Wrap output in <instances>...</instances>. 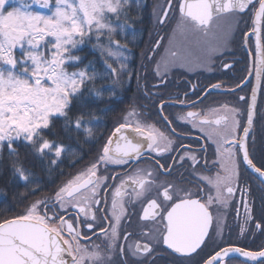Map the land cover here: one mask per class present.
Returning a JSON list of instances; mask_svg holds the SVG:
<instances>
[{"label":"snow or ice","instance_id":"obj_1","mask_svg":"<svg viewBox=\"0 0 264 264\" xmlns=\"http://www.w3.org/2000/svg\"><path fill=\"white\" fill-rule=\"evenodd\" d=\"M33 5L48 11L34 10ZM133 8L141 18L140 0H19L18 6L0 0V178L10 176L12 183L35 185L29 189V194L35 195L43 185L55 184L56 180H48L34 169L39 166L42 172L50 173L72 152L61 134L78 140L83 133L85 143L95 142L92 125L99 123V118L90 106L93 98L103 97L105 90L109 98H114L120 75L129 73L125 63L128 57L124 55L127 45L114 37L126 36L125 28L132 27L129 19ZM224 15L235 20L234 27L230 25L221 37L214 31V23ZM246 15L248 20L244 19ZM151 16L159 27H167L175 19L167 46L165 37L157 32L148 49L159 81L151 88H167L169 72L200 63V53L209 62L214 56L224 55L238 32L241 45L255 55L251 71L257 86L251 90L250 101L239 96L245 104L243 109L222 104L172 114L169 119L165 108L176 106L169 103L171 94L165 100L164 93L150 91L145 85V99L159 97L152 102L171 135L148 123L135 107L129 109L90 162L61 181L54 195L34 200L22 213L0 219V264H129L130 259L151 264L149 258L160 244L184 257L199 256L209 241L214 242V235L223 234L225 225L214 217L213 209H227L237 196L245 210L244 224H254L264 235V225L252 215L255 200L249 199L251 189L240 180L241 168L246 165L245 171L264 182V137L257 147L251 135L257 92L264 83V0H156ZM249 21L250 32L246 30ZM93 37L97 41L94 47L106 57L103 71L97 70L92 61L69 71L70 66L83 62L73 51ZM102 37L106 43L100 42ZM253 37L254 46L248 48L247 42ZM161 48L163 55L158 51ZM107 59H115L117 66ZM221 66L232 67L227 61ZM97 79L106 81L107 87L97 88ZM239 87L225 89L222 82H217L200 89L203 96L198 101H188V93H184L185 99L178 104L195 108L213 91L234 92ZM191 88L196 95V86ZM57 119L63 121L59 130ZM174 120L190 126L189 131L200 132L195 141L199 147L172 138L181 137L172 126ZM212 145L215 159L209 160L207 150ZM21 147L25 149L23 158ZM257 151L261 166L252 158ZM29 156L33 157L31 166ZM81 160L82 155L71 166ZM142 160H150L149 166L140 167ZM110 166L127 170L101 174ZM201 169L216 171L205 175ZM185 172L193 178L189 183L197 182L195 192L176 181L160 179L175 175L182 183ZM201 184L203 187H199ZM260 199L264 219V195ZM133 217H137L141 229L137 234L146 242L128 243L132 233L127 229L133 226ZM246 230L240 227L241 234ZM157 232L158 239L154 235ZM217 248L196 264H229L234 254L245 258L242 264H264V244L255 251L232 243Z\"/></svg>","mask_w":264,"mask_h":264},{"label":"flooded vegetation","instance_id":"obj_2","mask_svg":"<svg viewBox=\"0 0 264 264\" xmlns=\"http://www.w3.org/2000/svg\"><path fill=\"white\" fill-rule=\"evenodd\" d=\"M179 14L176 13V18H178ZM245 20H248V16L244 17ZM235 18L229 15L221 16L214 23V31L217 32L218 36H223L224 31L232 25L234 27ZM175 26V19L171 20L167 27H159L157 26L153 32V35L156 36L158 32L160 36L165 37L163 41L164 46H167V37L171 34V29ZM241 28L245 26L243 24L240 25ZM247 31H251V22L249 21V26L246 29ZM255 37L251 40H248L247 47L252 48L254 46ZM152 45L146 46L147 51ZM227 51L224 55L214 56L209 62L204 55V53H200L201 62L194 63L191 68H177L169 72L167 77L168 86L167 88H151V85L158 84L159 81L154 76L155 64L151 60L152 53L148 51L147 60L143 62L144 70L143 75L138 78L139 83L137 85L138 92L132 98V102L130 106L120 114L118 117L113 129L117 126L118 122H123L122 117L128 114V110L135 107L138 112L143 114V119L147 120L150 124H155L156 127L164 132L166 135H171L168 130L167 125L159 119V116L156 112V105L152 102L154 100L159 99V97L153 96L151 100L145 99L144 97V86L148 85L150 91L153 92H162L164 93V99L169 100V94H171V99L169 101L170 104H175V107H167L164 110L165 115L169 116V119H172V114H183L186 111H198L200 109L206 108L208 106L218 107L222 104H227L230 107H236L239 109H243L245 104L243 101L238 100L239 96L245 97L250 101L251 90L252 88L257 86V80L255 78L254 71H251L253 67V61L255 60V55L249 53L247 48L241 45L240 35L237 32L235 36V42H230L227 44ZM159 54L163 55V49H159ZM223 51V49H222ZM159 59V56L156 57ZM222 61H227L232 65L230 69H225L221 66ZM251 71V74H249ZM217 82H222L224 84L225 89H233L239 84L240 87L234 92H227L225 90H217L213 91L210 95L207 96L206 99L203 100V103H197L195 108L183 107L178 104L180 99H185L183 96L184 93H188L187 100L188 101H198L199 97L203 96V93L200 89H204L210 84H214ZM192 85L196 86V95L193 94ZM177 93L180 95L177 96ZM143 105L144 107H140ZM137 117H131L130 119H136ZM176 132L181 134V137H172L173 139H177L179 143L184 145H188L191 147H199L200 145L195 143L196 140L200 138V132L197 129H191L189 131L190 126L185 123H177L175 120L172 125ZM187 138H183L184 136ZM251 135L257 141V147L261 142V138L264 137V83L261 85V90L257 92V101H256V118L253 124V130ZM108 138V137H107ZM107 140V139H106ZM210 144V142H207ZM214 145L209 146L207 150V156L209 160H214L215 156L213 155ZM253 160L257 164V166H261V157L259 151H257L253 155ZM90 162V161H89ZM89 162L84 164L78 170L83 169ZM164 161L161 160V163ZM150 164V160H142L139 164L140 167H147ZM246 165L241 168V177L240 180L242 183L246 184L251 189V197L250 200H255V204L253 205L254 211L252 215L255 219L264 225V219H261V196L264 195V182H262L256 175L252 174L250 171H245ZM77 170V171H78ZM127 169L121 168L119 166H110L108 168V172L101 173L103 175H115L119 172H124ZM76 171V172H77ZM180 171H183L182 169ZM205 175H214L216 169H213L211 172H205L203 169L200 170ZM75 172V173H76ZM74 173V174H75ZM185 180L181 183L177 176H169V177H160V179H167L176 181L180 187L189 188L193 192L197 190V182L193 181L189 183V180H193L192 177L188 175V173H184ZM70 178V177H68ZM67 178V179H68ZM119 181L117 180L116 183ZM199 187H203V185H199ZM55 190L51 191L45 196L54 195ZM41 197V198H42ZM196 198V197H194ZM40 199V198H39ZM240 205V197L237 196L234 201L230 204L227 209L222 207H215L213 209L214 217L220 218V222L225 225L223 227L222 237L215 236L213 237L214 242L209 241L207 247L200 252L199 256H193L191 258L181 256L173 252L171 249H168L166 245L160 244L156 246L154 253L149 258L151 264H196V262L201 261L202 258H207V256L213 254L215 250H218L217 245L224 246L226 243H232L238 247L248 248L250 250H258L259 247L264 244V235H261L259 231L255 229L254 224L245 225V215H244V207L242 205L239 206V216L237 217L236 209L237 206ZM139 206H136V211L139 212ZM133 226L127 229L128 232H131L132 235L129 237L128 243H133L135 241L146 242L141 236L137 233L140 232V227L136 223L137 217H133ZM245 226L246 231L241 234L240 227ZM162 228V226H158ZM86 235L88 233H85ZM156 238H159V232L154 234ZM94 242L97 244H101L99 239L94 238ZM121 243H125L121 241ZM245 258L240 257L238 254H234L229 261V264H242ZM129 264H137V261L134 259L129 260ZM249 264H256V262H249Z\"/></svg>","mask_w":264,"mask_h":264},{"label":"trees","instance_id":"obj_3","mask_svg":"<svg viewBox=\"0 0 264 264\" xmlns=\"http://www.w3.org/2000/svg\"><path fill=\"white\" fill-rule=\"evenodd\" d=\"M155 1L156 0H140L139 16L141 18H137V11L133 8L129 19V23L132 27L125 28L126 36L118 34L114 37L120 40L121 44L127 45V51L124 52V55L128 57L125 63L129 69V73L120 75L119 84L115 86L116 96L114 98H109L107 90L104 91L101 99L93 98V103L90 108L95 116L99 118V123L92 125L95 134V142L85 143L83 133L79 134L78 140L68 139L61 134V138L65 139V142L72 146V152L68 154L64 162L60 163L58 167L53 166L50 173L42 172L39 166L34 169L38 174L46 176L48 180H56L55 184L47 183L43 185L42 191L37 192L35 195L29 194V189L35 187V185H25L20 181L12 183L10 176L0 178V219L22 213L29 203L55 190L61 181L66 180L71 174H74L80 167L89 162L92 157L96 155V150L106 141L118 117L130 106L132 98L138 92V78L143 75V70L145 69L143 62L147 60L146 56L148 51L146 46L152 45L155 38L152 32L153 17L151 16ZM9 4L11 6H18L19 0H9ZM38 8L37 5H33L34 10ZM44 11L47 12L48 10L46 9ZM100 42L106 43V40L102 37ZM96 43L97 41L94 37L91 40L86 39L83 45L77 50H74L73 54L81 56L83 62L76 64L75 67L70 66L68 70L73 71L77 68H83L89 61H92L97 70L103 71V60L106 59V57H102L100 50L94 47ZM21 54V50L18 49L17 55L20 56ZM107 62L111 63L114 67L117 66V61L115 59H107ZM95 84L97 88L107 87V82L104 80L97 79ZM102 109L110 110L101 111ZM55 123L57 125V130H59L63 121L57 119ZM45 134L47 135V133ZM77 145H79V147ZM81 148L84 150L83 152H81ZM20 154L22 158L25 155V149L22 147L20 148ZM81 155L83 156V160L76 163L75 167H72V162L77 160ZM5 157H7V152H5ZM32 163L33 157L29 156V166H31ZM61 173H63V175H61ZM25 195L28 197L26 200L22 199Z\"/></svg>","mask_w":264,"mask_h":264},{"label":"rangeland","instance_id":"obj_4","mask_svg":"<svg viewBox=\"0 0 264 264\" xmlns=\"http://www.w3.org/2000/svg\"><path fill=\"white\" fill-rule=\"evenodd\" d=\"M155 3H156V1H155ZM154 3V4H155ZM39 8H40V6L39 5H37ZM35 9V10H37V11H44V10H46V9H42V8H40V9ZM158 25H156L155 24V21H154V18H153V26H152V32H154V30H155V28L157 27Z\"/></svg>","mask_w":264,"mask_h":264}]
</instances>
